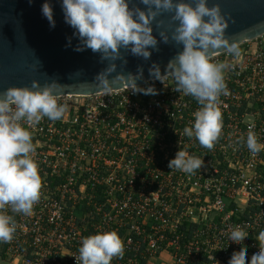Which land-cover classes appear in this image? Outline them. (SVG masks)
I'll return each instance as SVG.
<instances>
[{"label": "built area", "instance_id": "1", "mask_svg": "<svg viewBox=\"0 0 264 264\" xmlns=\"http://www.w3.org/2000/svg\"><path fill=\"white\" fill-rule=\"evenodd\" d=\"M240 55L212 56L227 65L223 125L209 150L183 135L200 105L174 91L171 75L149 79L156 95L132 87L94 95H59L62 119L29 128L41 195L30 215L0 243V264H77L82 238L115 231L124 253L111 264H228L243 247L246 264L264 230V35ZM27 127V125H24ZM253 133L255 156L240 142ZM178 150L201 159L194 174L170 170ZM239 227L241 245L228 233Z\"/></svg>", "mask_w": 264, "mask_h": 264}, {"label": "clouds", "instance_id": "2", "mask_svg": "<svg viewBox=\"0 0 264 264\" xmlns=\"http://www.w3.org/2000/svg\"><path fill=\"white\" fill-rule=\"evenodd\" d=\"M31 3V0H29ZM59 0L63 21L73 29L79 40L75 51L91 50L98 53L101 61H108L109 74L116 71L117 61L126 64L121 50L148 61L153 51L158 50L155 27L162 23L157 18L170 13L175 24L171 33L160 31L159 42L170 40L182 45L180 51L169 60L164 73H171L176 87L174 91L191 96L200 105L193 113L194 122L183 129V135L194 138L201 147L211 150L220 138L223 125L222 112L218 107L220 95H227L223 62H216L212 52L223 48L227 54L239 56L235 43L223 39L225 24L215 6L209 0ZM143 5L144 7H140ZM41 16L54 28V6L44 0L40 6ZM70 43V40H69ZM143 67L136 74H124L132 92L156 95L152 87H136L143 78ZM149 77L161 81L160 65L153 62L148 68ZM65 107L57 102V93L50 86H13L0 92V243L13 239L16 224L13 216L3 214L6 206L13 213L30 215L41 195V175L38 164L31 157L35 151L31 126L42 118L59 120ZM24 125H27L24 126ZM240 142L255 156L261 151L256 136L249 132ZM203 165L201 159L178 150L168 162L170 170L194 174ZM247 235L239 227L228 233V239L241 245ZM259 251L248 264H264V230L255 237ZM75 256L77 264H111L113 258L124 253V244L115 231L97 232L82 238ZM228 264H246V251L241 247L232 254Z\"/></svg>", "mask_w": 264, "mask_h": 264}, {"label": "water", "instance_id": "3", "mask_svg": "<svg viewBox=\"0 0 264 264\" xmlns=\"http://www.w3.org/2000/svg\"><path fill=\"white\" fill-rule=\"evenodd\" d=\"M43 2L0 0V92L13 86H50L57 96H89L130 86L124 74H136L138 66L143 67V78L135 86L144 84L151 79L148 68L153 62L160 65L162 77L171 75L164 73V68L182 45L171 40L167 44L159 42L160 31L170 34L175 27L170 13L157 18L162 21L159 27L154 22L158 50L152 52L150 59L144 61L122 49L127 63L117 61L113 65L118 66L116 71L109 74L106 70L109 62L101 61L98 53L74 50L79 40L64 23L59 0H50L56 20L51 29L40 14ZM137 4L138 0H131L130 6ZM209 6H215L223 18V39L228 44L239 47L264 35V0H209ZM224 52L221 48L211 55Z\"/></svg>", "mask_w": 264, "mask_h": 264}, {"label": "crops", "instance_id": "4", "mask_svg": "<svg viewBox=\"0 0 264 264\" xmlns=\"http://www.w3.org/2000/svg\"><path fill=\"white\" fill-rule=\"evenodd\" d=\"M255 41L254 40H252V41H250V42H248V43H245V44H243V45H245V46H247V45H251L252 47L253 46H255Z\"/></svg>", "mask_w": 264, "mask_h": 264}]
</instances>
